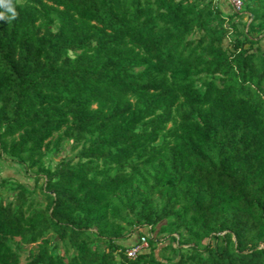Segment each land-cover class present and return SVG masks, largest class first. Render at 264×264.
<instances>
[{"label": "trees", "instance_id": "16d2710c", "mask_svg": "<svg viewBox=\"0 0 264 264\" xmlns=\"http://www.w3.org/2000/svg\"><path fill=\"white\" fill-rule=\"evenodd\" d=\"M16 10L0 20V157L35 185L0 181L15 192L0 190V264H264V0ZM65 142L76 159L47 164ZM147 227L172 241L129 257Z\"/></svg>", "mask_w": 264, "mask_h": 264}, {"label": "rangeland", "instance_id": "374dc122", "mask_svg": "<svg viewBox=\"0 0 264 264\" xmlns=\"http://www.w3.org/2000/svg\"><path fill=\"white\" fill-rule=\"evenodd\" d=\"M232 12H233V9L230 6L229 13H232ZM246 19L247 17H244L243 20H246ZM240 28L241 29L245 28L244 24L240 25ZM260 37H263V35H261ZM261 46L264 47V39L261 42ZM76 153L77 151H74V152L71 151L70 142H65L63 149L60 152H51L46 156V162L47 164H50L51 166H55L57 162H59L63 157H68V158H72L75 160ZM3 179H9L12 182H21L23 184L28 185L30 188L35 185L34 171L27 170L24 166L17 164L16 162H14L12 159H10L6 155L4 157H0V181ZM43 182H44V179H41L40 184H42ZM11 184L13 183L8 182L6 186L8 187ZM7 187L4 188L0 186V190L2 194L4 195V197L12 198L15 192L8 191L6 189ZM38 195L40 196V198H42L40 193ZM148 230L149 228L147 227V228H143L142 230L133 231L129 237H127L125 240L122 241V243L125 246H129L133 244L134 242H136L141 235H147L155 240L156 245H157L156 252L157 254H160V252L162 251V246L164 244H169V242H171L172 240L167 239L166 241H164L162 240V235H160L157 232L151 233ZM51 237H53V235H51ZM60 248L62 251L64 250L62 246ZM31 249H37V245L34 244V245L24 246L23 248V253H24L23 261L24 262L26 261V257ZM148 250H150V248H148ZM167 254L171 255L173 258H176L178 256V252H173L170 250L167 251Z\"/></svg>", "mask_w": 264, "mask_h": 264}, {"label": "built area", "instance_id": "2783aa9c", "mask_svg": "<svg viewBox=\"0 0 264 264\" xmlns=\"http://www.w3.org/2000/svg\"><path fill=\"white\" fill-rule=\"evenodd\" d=\"M214 3H224L227 2L235 12H240L243 10L244 7V0H212ZM149 231V230H148ZM149 248V240L147 235H143L140 237V240L134 242L133 244L129 245L126 249V253L129 257L135 258L141 252L147 251Z\"/></svg>", "mask_w": 264, "mask_h": 264}, {"label": "clouds", "instance_id": "9594fccd", "mask_svg": "<svg viewBox=\"0 0 264 264\" xmlns=\"http://www.w3.org/2000/svg\"><path fill=\"white\" fill-rule=\"evenodd\" d=\"M16 3H19V0H0V20L11 22L16 19L18 12L16 10Z\"/></svg>", "mask_w": 264, "mask_h": 264}, {"label": "crops", "instance_id": "0c3cea01", "mask_svg": "<svg viewBox=\"0 0 264 264\" xmlns=\"http://www.w3.org/2000/svg\"><path fill=\"white\" fill-rule=\"evenodd\" d=\"M221 6L225 12H229L230 5L227 2L222 3Z\"/></svg>", "mask_w": 264, "mask_h": 264}]
</instances>
